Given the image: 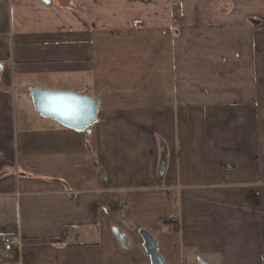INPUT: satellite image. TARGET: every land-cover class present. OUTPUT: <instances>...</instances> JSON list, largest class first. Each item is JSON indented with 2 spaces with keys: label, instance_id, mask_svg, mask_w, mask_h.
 <instances>
[{
  "label": "crops",
  "instance_id": "0c3cea01",
  "mask_svg": "<svg viewBox=\"0 0 264 264\" xmlns=\"http://www.w3.org/2000/svg\"><path fill=\"white\" fill-rule=\"evenodd\" d=\"M0 65V264H149L111 225L167 264H264V0H0ZM29 89L97 121L41 119Z\"/></svg>",
  "mask_w": 264,
  "mask_h": 264
},
{
  "label": "water",
  "instance_id": "95a60500",
  "mask_svg": "<svg viewBox=\"0 0 264 264\" xmlns=\"http://www.w3.org/2000/svg\"><path fill=\"white\" fill-rule=\"evenodd\" d=\"M2 70L0 65V73ZM28 94L32 102L31 106H33L35 113L39 115V118L51 120L69 130L84 132L97 121L99 104L89 95L43 89H29ZM118 230L115 227L110 231L118 245L123 249L131 248V242L126 243L125 241L126 235L121 234ZM138 231L142 241L143 254L144 257L149 259V264H167L159 255V246L156 239L147 231ZM197 264L208 263L198 258Z\"/></svg>",
  "mask_w": 264,
  "mask_h": 264
},
{
  "label": "rangeland",
  "instance_id": "374dc122",
  "mask_svg": "<svg viewBox=\"0 0 264 264\" xmlns=\"http://www.w3.org/2000/svg\"><path fill=\"white\" fill-rule=\"evenodd\" d=\"M15 93H13V94H16L17 93V91H14ZM23 99H25V98H23ZM22 99V100H23ZM21 95H18V101H17V104H16V109H17V119L16 120H19L20 119V117H21V114H22V109H23V107H21L22 106V103H21ZM30 104H28L27 106V109H28V111H30V112H32V114H34L33 113V111H32V108H31V106H29ZM35 115V114H34ZM111 227L112 228H118L119 230L118 231H120V232H122V228L121 227H119V226H116V225H111ZM122 233H124V232H122ZM125 234V233H124ZM114 237V236H113ZM127 238H128V241L129 242H131V244L133 245V247H131L129 250H136V251H139L140 253H142V241H141V239H140V237L138 238V236L136 237V240H134V239H132V238H130V237H128L127 236ZM115 239V238H114ZM115 241H116V239H115ZM119 246V245H118ZM119 248H120V246H119ZM121 249V248H120ZM122 250V249H121ZM125 251V250H124ZM128 251V250H127ZM185 264H188L187 263V261H185ZM189 264H197V262L195 261V262H193V263H189Z\"/></svg>",
  "mask_w": 264,
  "mask_h": 264
},
{
  "label": "built area",
  "instance_id": "2783aa9c",
  "mask_svg": "<svg viewBox=\"0 0 264 264\" xmlns=\"http://www.w3.org/2000/svg\"><path fill=\"white\" fill-rule=\"evenodd\" d=\"M79 246H83L84 243L83 242H79L78 243ZM21 246V242L18 239V237L16 236H9L7 237L4 245H3V258L5 260H9L12 259L14 254L17 253L19 251V247Z\"/></svg>",
  "mask_w": 264,
  "mask_h": 264
},
{
  "label": "trees",
  "instance_id": "16d2710c",
  "mask_svg": "<svg viewBox=\"0 0 264 264\" xmlns=\"http://www.w3.org/2000/svg\"><path fill=\"white\" fill-rule=\"evenodd\" d=\"M167 226L170 228V230H172V232H178V218L177 216H169L168 218H163V219H158L157 221V230L161 229V227ZM133 247V245H132ZM121 248V247H120ZM123 251L124 250H129L128 249H123L121 248ZM142 253H143V248H142Z\"/></svg>",
  "mask_w": 264,
  "mask_h": 264
},
{
  "label": "flooded vegetation",
  "instance_id": "af4514ba",
  "mask_svg": "<svg viewBox=\"0 0 264 264\" xmlns=\"http://www.w3.org/2000/svg\"><path fill=\"white\" fill-rule=\"evenodd\" d=\"M120 232V231H119ZM121 234H122V232H120ZM126 235V234H125ZM125 241H126V243H129V241H128V238H127V235H126V237H125Z\"/></svg>",
  "mask_w": 264,
  "mask_h": 264
}]
</instances>
